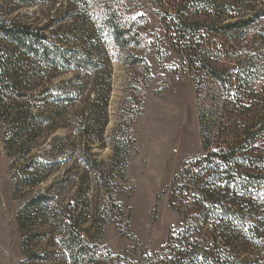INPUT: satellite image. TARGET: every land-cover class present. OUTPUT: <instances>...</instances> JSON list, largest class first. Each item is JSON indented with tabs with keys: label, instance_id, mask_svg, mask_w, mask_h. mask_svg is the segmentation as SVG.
I'll list each match as a JSON object with an SVG mask.
<instances>
[{
	"label": "trees",
	"instance_id": "obj_1",
	"mask_svg": "<svg viewBox=\"0 0 264 264\" xmlns=\"http://www.w3.org/2000/svg\"><path fill=\"white\" fill-rule=\"evenodd\" d=\"M51 1L55 7L56 0ZM148 1L161 12L167 39L192 73L203 151L166 189L172 210L184 216L185 225L169 237L163 259L173 264H234L236 259L219 253L218 245L234 244L244 230L250 235L252 213L247 208L255 201V186L264 183V149L255 147L264 133V102L256 93L264 71V0ZM64 2L49 21L58 29L49 32L50 25L13 17L35 0H0V126L15 192L39 186L63 164L72 163L18 212L29 264L101 261V248L83 237L81 197L88 203L87 215L110 217L122 211L116 182L127 176L135 144L133 124L143 100H136L140 92L130 88L133 94L124 100L109 138L113 155L107 163L99 162L92 149L107 142L113 58L153 80L142 53L147 48L144 19L126 17L120 0ZM58 32L68 40L56 37ZM250 32L255 34L251 38ZM76 71L94 76L96 95L87 116L73 124L79 141L55 135L68 124L61 85L55 82ZM87 85L88 80L78 89ZM75 93L72 102L79 99ZM65 188H75L76 195L59 202ZM241 218L244 227L238 224ZM32 221L34 226H28ZM38 243L45 245L42 251L33 249Z\"/></svg>",
	"mask_w": 264,
	"mask_h": 264
},
{
	"label": "rangeland",
	"instance_id": "obj_2",
	"mask_svg": "<svg viewBox=\"0 0 264 264\" xmlns=\"http://www.w3.org/2000/svg\"><path fill=\"white\" fill-rule=\"evenodd\" d=\"M120 1L126 17L144 19L141 29L147 48L142 53L146 54L153 80L148 82L140 68H128L113 58V89L108 107L109 123L105 131L107 142L104 145L96 144L92 149L99 162L105 164L113 155L109 138L119 123L124 100L134 90L140 92L139 97L135 96L136 100L141 101L143 97L139 102L141 113L133 124L135 144L129 151L127 176L116 182L115 196L122 211L110 217H101L98 213L87 215L85 207L88 203H84L85 197L82 195L83 237L93 246L101 248L103 258L98 264H173L169 259H163L165 249L169 237L177 234L185 225V218L172 210L166 189L185 164L203 154L199 103L192 73L165 35L161 12L148 0ZM52 3L51 0H35L33 6L18 9L13 17L48 26L52 16L65 5L64 0H56L55 7ZM50 26L53 28L49 32H54L59 25ZM56 35H60L63 41L68 40L59 32ZM254 35L253 32L248 34L249 38ZM93 77L76 71L55 82L61 85V99L68 114V124L55 135L82 140L77 137L76 125L73 124L87 116L88 107L95 99ZM260 78L256 93L264 102V71ZM87 80V87L81 91V86ZM132 87L135 88L133 91L130 89ZM77 91L79 93H75ZM71 93H75L79 99L72 102L74 98ZM255 147L259 151L264 149V133ZM35 154L41 156L42 150L35 151ZM10 163L11 159L4 148V127L0 126V264H29L26 263L22 246L18 212L29 200L60 179L72 163L63 164L59 171L39 186L17 193ZM61 190L59 202L76 195L75 188ZM253 194L255 201L247 208L252 213L247 224H250V235L244 230L237 233L239 236L234 244L226 247L221 242L218 245L219 253H227L233 257V261L236 259L237 263L234 264H264V183L255 186ZM239 220L238 224L244 227L242 223H245V219ZM34 223L32 221L28 226H34ZM44 246L38 243L33 249L42 251Z\"/></svg>",
	"mask_w": 264,
	"mask_h": 264
}]
</instances>
